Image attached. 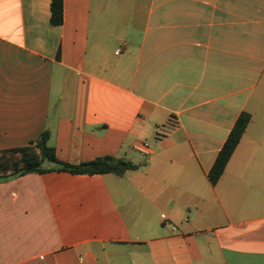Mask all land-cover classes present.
I'll list each match as a JSON object with an SVG mask.
<instances>
[{"label": "crops", "instance_id": "crops-1", "mask_svg": "<svg viewBox=\"0 0 264 264\" xmlns=\"http://www.w3.org/2000/svg\"><path fill=\"white\" fill-rule=\"evenodd\" d=\"M63 16L0 0V151L49 131L61 161L139 169L0 181V264H264V0H64Z\"/></svg>", "mask_w": 264, "mask_h": 264}, {"label": "trees", "instance_id": "trees-1", "mask_svg": "<svg viewBox=\"0 0 264 264\" xmlns=\"http://www.w3.org/2000/svg\"><path fill=\"white\" fill-rule=\"evenodd\" d=\"M63 13L64 0H51V24L53 26L63 24ZM251 121L252 116L247 112H243L236 121L209 173V179L213 185H216L224 174ZM171 129L169 127L168 131ZM50 136V132L46 131L27 147L0 151V181L30 173L51 172L89 176L112 174L123 177L128 172L139 169L138 165L125 159L109 156L78 165L61 161L57 156L56 149L49 145Z\"/></svg>", "mask_w": 264, "mask_h": 264}, {"label": "built area", "instance_id": "built-area-1", "mask_svg": "<svg viewBox=\"0 0 264 264\" xmlns=\"http://www.w3.org/2000/svg\"><path fill=\"white\" fill-rule=\"evenodd\" d=\"M117 54H119V52ZM134 149L143 156L151 154V149L147 143H137L135 144Z\"/></svg>", "mask_w": 264, "mask_h": 264}, {"label": "rangeland", "instance_id": "rangeland-1", "mask_svg": "<svg viewBox=\"0 0 264 264\" xmlns=\"http://www.w3.org/2000/svg\"><path fill=\"white\" fill-rule=\"evenodd\" d=\"M48 165V164H47Z\"/></svg>", "mask_w": 264, "mask_h": 264}]
</instances>
